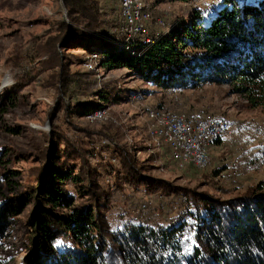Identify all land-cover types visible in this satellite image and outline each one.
Listing matches in <instances>:
<instances>
[{
    "label": "rangeland",
    "instance_id": "rangeland-1",
    "mask_svg": "<svg viewBox=\"0 0 264 264\" xmlns=\"http://www.w3.org/2000/svg\"><path fill=\"white\" fill-rule=\"evenodd\" d=\"M141 1L146 18L136 29V39L126 42L120 1L97 0L104 19L110 22L107 32L114 45L123 41L127 49L133 44H153V38L173 26L190 24L193 9L207 7L201 0ZM59 21L69 27L72 24L63 0H0V93L16 80L23 86L0 120V169L17 173L9 181L0 180V202L34 182L32 173L44 164L38 152L51 149L55 133L63 135L71 148L84 152L97 172L96 182L108 196L105 217L114 232L129 224L145 229L171 228L183 221L188 225L192 222L188 209L193 212L196 198L231 201L264 177V150L260 151L264 147V109L249 107L246 98L233 94L228 85L160 91L126 69L101 68L94 53L85 55L83 49L72 46L63 51L58 45L71 81L64 91L57 90L54 75L58 69L43 68L44 58L37 49L57 34ZM5 79L7 85L2 84ZM104 90L111 94L107 103L102 99L108 96L101 93ZM118 95L120 102L116 101ZM94 105L104 108L85 117L83 109ZM159 111L187 118L219 116L228 122L231 134L217 148L210 149L208 144V169L199 171L186 163L179 168L170 146L150 135L153 114ZM60 144V149L69 150ZM257 150L261 155L253 156ZM121 158L125 163L132 159L140 179L165 183L175 191L147 192L145 186L133 185L126 178ZM35 204L19 213L1 240L0 264H27L35 239L29 225ZM68 243L61 238L57 246Z\"/></svg>",
    "mask_w": 264,
    "mask_h": 264
},
{
    "label": "trees",
    "instance_id": "trees-1",
    "mask_svg": "<svg viewBox=\"0 0 264 264\" xmlns=\"http://www.w3.org/2000/svg\"><path fill=\"white\" fill-rule=\"evenodd\" d=\"M201 1L207 7L193 9L190 24L173 26L153 38V44H133L126 49L123 41L119 45L110 41V22L104 19L97 0H63L72 24L59 21L57 34L39 46L37 54L44 58L43 68L58 69L55 88L60 91L71 79L58 45L63 51L72 46L83 49L85 55L94 53L101 68L126 69L160 91L228 85L233 94L246 98L249 107L264 109V0ZM22 88L21 80H16L0 93V120ZM101 93L108 95L102 96L103 102H109V91ZM116 101H121L119 95ZM101 108L89 106L82 114L86 117ZM64 139L55 133L51 149L38 152L44 164L32 173L34 182L0 202L1 242L19 213L37 201L29 220L35 239L27 264H264V177L231 201L196 198L193 212L188 209L192 218L188 225L183 221L171 228L145 229L129 224L114 232L105 217L108 196L96 182L97 172L87 163L85 153ZM60 143L69 150L60 149ZM2 159L0 153V164ZM131 160L125 163L121 158L133 185L145 186L147 192L175 191L165 183L140 179ZM16 174L0 169V180L9 181ZM61 238L69 243L59 248Z\"/></svg>",
    "mask_w": 264,
    "mask_h": 264
},
{
    "label": "bare ground",
    "instance_id": "bare-ground-1",
    "mask_svg": "<svg viewBox=\"0 0 264 264\" xmlns=\"http://www.w3.org/2000/svg\"><path fill=\"white\" fill-rule=\"evenodd\" d=\"M119 1L120 16L124 21V28L126 30L127 38L125 41L133 42L136 39V29L139 23L146 18V14L143 12V3L141 0ZM7 82L8 80L5 79L2 84L7 85ZM153 120L154 125L150 131V135L156 139V142L158 139L162 140V142L164 140L170 146L169 151L172 154V159L178 164L179 168L184 163L188 164V166H193L199 171L210 166L208 144L213 140L221 138V131L218 126L219 118L210 119L207 128H205V133H203L201 124L195 122V118H187L182 115L179 116L170 112L159 111L153 114ZM220 124L231 128L223 118H220ZM173 126L180 127L181 143H177V140L173 139L170 128Z\"/></svg>",
    "mask_w": 264,
    "mask_h": 264
},
{
    "label": "built area",
    "instance_id": "built-area-1",
    "mask_svg": "<svg viewBox=\"0 0 264 264\" xmlns=\"http://www.w3.org/2000/svg\"><path fill=\"white\" fill-rule=\"evenodd\" d=\"M217 118H219V125L218 126H219V129L221 131V138L228 137L231 134V128L220 124V117L217 116ZM217 118H208V117L195 118V122H197L198 124H201V127L203 129V133H205V128H207V124L209 123L210 119H217ZM170 128H171V131H172V134H173V139H176L177 143H181L180 127L179 126H173V127H170Z\"/></svg>",
    "mask_w": 264,
    "mask_h": 264
},
{
    "label": "crops",
    "instance_id": "crops-1",
    "mask_svg": "<svg viewBox=\"0 0 264 264\" xmlns=\"http://www.w3.org/2000/svg\"><path fill=\"white\" fill-rule=\"evenodd\" d=\"M220 144V143H219ZM218 145H210L209 148L212 149L213 147H216L217 148ZM167 149V148H166ZM168 150V149H167ZM169 152V151H168ZM261 155V154H260ZM168 158V156H167Z\"/></svg>",
    "mask_w": 264,
    "mask_h": 264
}]
</instances>
